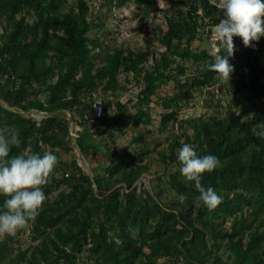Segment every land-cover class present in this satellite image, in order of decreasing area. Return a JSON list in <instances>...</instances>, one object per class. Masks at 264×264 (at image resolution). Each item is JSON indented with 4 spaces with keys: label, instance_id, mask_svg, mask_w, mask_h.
<instances>
[{
    "label": "trees",
    "instance_id": "obj_1",
    "mask_svg": "<svg viewBox=\"0 0 264 264\" xmlns=\"http://www.w3.org/2000/svg\"><path fill=\"white\" fill-rule=\"evenodd\" d=\"M64 2L0 0V127L14 126L22 141L10 155L52 151L60 161L44 188L43 211L21 231L29 232L32 244L24 248L21 232L4 236L0 264H264V140L250 131L264 122V37L250 48L234 37L231 86L220 84L222 97L209 91L203 102L216 115L180 118L194 91L220 82L209 63L216 53L227 56L223 47L216 44L219 50L211 52L194 44H209L224 13L208 0H171L164 9L155 0H104L106 7L134 3L145 18L163 14L167 29L157 27L144 48L133 50L90 36L99 23L87 0L67 8ZM187 63L194 75L178 82L174 95L161 97L162 86L186 76ZM131 78L139 92L122 103ZM100 92L106 99L97 120L93 104ZM154 97L166 111L161 132L172 128L157 144L160 150L150 155L149 130L122 149L96 139L97 132L124 133L128 120L139 130L149 126ZM33 111L47 115L40 125L26 116ZM250 114L255 119L245 118ZM94 122L100 123L95 132ZM182 143L223 163L202 178L223 197L215 210L203 205L194 182L179 171ZM75 149L82 158L101 155L105 161L89 175L76 157L69 163L62 157ZM145 175L146 188L139 184Z\"/></svg>",
    "mask_w": 264,
    "mask_h": 264
},
{
    "label": "clouds",
    "instance_id": "obj_2",
    "mask_svg": "<svg viewBox=\"0 0 264 264\" xmlns=\"http://www.w3.org/2000/svg\"><path fill=\"white\" fill-rule=\"evenodd\" d=\"M224 13L223 19L216 24L213 35L223 47L227 56L213 55L209 71L215 73V79L231 86L235 69L228 57L234 56V37L242 39L245 47L258 43L264 37V0H212ZM255 119V114L245 118ZM244 122V121H243ZM250 131L257 139L264 140V122L251 124ZM22 141L18 130L12 126L0 127V236L15 237L30 227L31 222L43 211L48 200L44 188L49 185L56 169L59 157L52 151L40 153H21L10 155L12 147H19ZM179 171L199 193L198 199L210 211L223 203V197L212 187H204V174H211L223 167L222 161L215 155H198L190 143H182L178 149ZM186 199L179 196L181 203Z\"/></svg>",
    "mask_w": 264,
    "mask_h": 264
},
{
    "label": "rangeland",
    "instance_id": "obj_3",
    "mask_svg": "<svg viewBox=\"0 0 264 264\" xmlns=\"http://www.w3.org/2000/svg\"><path fill=\"white\" fill-rule=\"evenodd\" d=\"M64 6L67 8L71 6L72 3H75V0H63ZM89 2V7L91 13L94 14L92 17L99 23V27L92 30L90 36L94 37L96 35H101V41H104L106 45L109 47H119L121 45L129 46L133 50L142 49L147 45V40L152 38V35L155 33L157 27H161L164 30L167 29L166 24L164 23L163 14L160 12L151 13L148 18L143 17L142 7L135 5L134 3L127 4L122 8H118L116 6L106 7L104 6V0H87ZM171 0H155L156 7L164 9L167 5H169ZM31 20V19H30ZM158 45V44H157ZM219 45V44H218ZM194 47L198 50L207 49L208 51H217L219 48L216 43H212L211 40L208 44L204 41H196ZM210 49V50H209ZM264 49V46H263ZM264 61V60H263ZM98 65L101 63L98 61ZM186 76L185 77H175L169 84L162 86L159 90V95L161 97H169L174 95V93L178 92V82L181 85L186 83V78L194 75V66L190 63L186 64ZM123 80L124 77H121ZM102 83H105L103 81ZM222 85L219 82L215 87L205 88L207 92L204 94L200 91H194L193 97L190 100L189 106L184 108L181 111L180 118H189V117H198L201 115H205L206 119H209L211 116L216 115L215 108H207L203 105V98L207 99L209 97L208 92L214 88L215 98L222 97L220 94V86ZM224 85V84H223ZM128 91L123 92L121 94V102L125 103L130 98H136L137 93L139 92V88L136 85V81L131 78V82L128 81L127 84ZM218 90L219 92H216ZM226 90V89H225ZM106 97L100 92V97L97 102L102 103ZM226 100V98H223ZM102 101V102H101ZM161 100H158V97L153 98V103L150 105V114L152 117V123L149 126H144L142 130H139L134 127L132 120H128L123 126L124 133L116 132L115 137L106 136H98L97 132V140H105L104 143L110 149H122L128 145H130L135 137L138 136L139 132L142 131L146 133V131H151L150 135L148 134L147 143L149 144V149L152 151L150 155H153L155 151L161 149V146H158V143H164L170 134L172 133V128L169 127L168 132H161L160 123L162 115L166 112L164 108L160 105ZM133 104H130V107ZM215 105V104H214ZM221 109V108H220ZM224 110V109H221ZM220 111V110H219ZM131 112L135 113V109L131 107ZM38 112L33 111L32 114H37ZM225 113V112H224ZM70 115V114H69ZM26 116L31 117V113L26 114ZM47 116V115H46ZM45 116V117H46ZM79 129L75 126L74 131ZM100 129V123L94 122L92 124V131H98ZM109 133V132H108ZM140 145V144H139ZM156 149V150H155ZM76 150V149H75ZM71 151L69 154H62V157L66 162H70L73 157H76L79 161V165L83 168L85 172L91 175L92 170L97 169L103 162L105 161L101 155H97L96 157L82 158L78 155V150ZM68 172L71 173L72 169L67 168ZM149 177L144 176L139 184L141 187L149 186ZM19 239H21V243H23L24 248L27 245L32 244L31 235L28 231L21 232ZM4 236H0V239H3ZM25 242V243H24Z\"/></svg>",
    "mask_w": 264,
    "mask_h": 264
},
{
    "label": "built area",
    "instance_id": "obj_4",
    "mask_svg": "<svg viewBox=\"0 0 264 264\" xmlns=\"http://www.w3.org/2000/svg\"><path fill=\"white\" fill-rule=\"evenodd\" d=\"M208 2H209V4L211 5V6H213V7H216L217 9H219L217 6H216V4H214L213 2H212V0H208ZM217 3H218V0H217ZM209 39L211 40V42L214 44V43H216V44H218V41L214 38V35H213V33H211L210 35H209ZM213 87H215V86H213ZM206 89H208V88H206ZM210 91H214V88L212 89V90H210ZM216 92H219L218 90H216ZM207 92L205 91V89H204V94L203 95H205ZM208 99V98H207ZM204 98H203V102H204ZM202 102V103H203ZM21 111V110H20ZM93 113H94V117H95V119H101L102 117H103V115H104V106H103V104L102 103H100V102H95L94 104H93ZM31 117L34 119V120H36L37 121V125H40V122H41V120L43 119V118H45V114L44 113H42V112H38L37 114H32V112H31Z\"/></svg>",
    "mask_w": 264,
    "mask_h": 264
}]
</instances>
